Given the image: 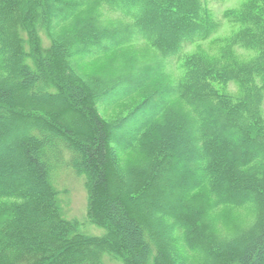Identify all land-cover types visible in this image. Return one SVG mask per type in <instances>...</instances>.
Listing matches in <instances>:
<instances>
[{
	"label": "trees",
	"instance_id": "16d2710c",
	"mask_svg": "<svg viewBox=\"0 0 264 264\" xmlns=\"http://www.w3.org/2000/svg\"><path fill=\"white\" fill-rule=\"evenodd\" d=\"M263 110L264 0H0V264H264Z\"/></svg>",
	"mask_w": 264,
	"mask_h": 264
},
{
	"label": "rangeland",
	"instance_id": "374dc122",
	"mask_svg": "<svg viewBox=\"0 0 264 264\" xmlns=\"http://www.w3.org/2000/svg\"><path fill=\"white\" fill-rule=\"evenodd\" d=\"M207 4V6L211 9L212 13L216 17H220L223 10L227 8H232L237 6L241 1L243 0H228L226 2H216L214 0H204ZM233 29V26L228 24L227 22L222 21L221 28L217 31L216 34L212 36V40L214 38L224 37L227 36L231 30ZM202 48L215 50L213 45L209 44V41L199 43ZM197 46V45H196ZM195 48V45L194 47ZM192 48V49H193ZM191 49V50H192ZM106 62V59H96L88 62L81 63L79 65V71L82 73L83 76L88 77H96L99 76L102 72H104V64ZM231 88V87H229ZM140 98H135L134 100H130L127 103L116 106L113 108H105L101 107L99 108V112L101 116L104 119H107L110 121L111 119H114L116 116H120L127 112L128 109H130ZM264 113V110H263ZM112 121V120H111ZM54 179L56 180V184L58 188H66L67 193L65 195H61L63 199L65 200V209L64 211L67 213L65 214V217L67 218H75L80 221H82V215L85 216V209H86V194L83 189L82 182L80 178L75 176L73 172L70 170L61 171L58 174L54 175ZM83 216V217H84ZM91 229H86L88 233L100 235L103 231L100 228L97 227H90Z\"/></svg>",
	"mask_w": 264,
	"mask_h": 264
}]
</instances>
